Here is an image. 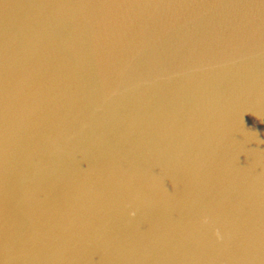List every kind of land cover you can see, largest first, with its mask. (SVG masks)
Instances as JSON below:
<instances>
[{
	"label": "bare ground",
	"instance_id": "1",
	"mask_svg": "<svg viewBox=\"0 0 264 264\" xmlns=\"http://www.w3.org/2000/svg\"><path fill=\"white\" fill-rule=\"evenodd\" d=\"M0 264H264V197L0 37Z\"/></svg>",
	"mask_w": 264,
	"mask_h": 264
},
{
	"label": "water",
	"instance_id": "2",
	"mask_svg": "<svg viewBox=\"0 0 264 264\" xmlns=\"http://www.w3.org/2000/svg\"><path fill=\"white\" fill-rule=\"evenodd\" d=\"M0 37L264 197V0H0Z\"/></svg>",
	"mask_w": 264,
	"mask_h": 264
}]
</instances>
